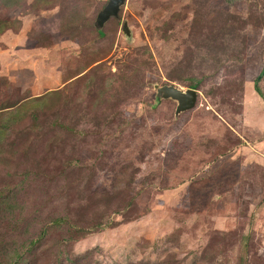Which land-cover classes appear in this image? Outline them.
Returning <instances> with one entry per match:
<instances>
[{"label":"rangeland","instance_id":"obj_1","mask_svg":"<svg viewBox=\"0 0 264 264\" xmlns=\"http://www.w3.org/2000/svg\"><path fill=\"white\" fill-rule=\"evenodd\" d=\"M107 1L0 0V262L264 264V0Z\"/></svg>","mask_w":264,"mask_h":264},{"label":"water","instance_id":"obj_2","mask_svg":"<svg viewBox=\"0 0 264 264\" xmlns=\"http://www.w3.org/2000/svg\"><path fill=\"white\" fill-rule=\"evenodd\" d=\"M127 0H108L104 8L98 13L95 27L100 32L105 23L111 18L119 19V12L125 6ZM233 1V0H231ZM122 31L130 37V31L125 21L122 26ZM155 101L170 99L176 103L175 116L185 111L194 108L198 93L195 89H182L175 85H155Z\"/></svg>","mask_w":264,"mask_h":264},{"label":"crops","instance_id":"obj_3","mask_svg":"<svg viewBox=\"0 0 264 264\" xmlns=\"http://www.w3.org/2000/svg\"><path fill=\"white\" fill-rule=\"evenodd\" d=\"M34 52L35 53L37 52L38 56L41 57L42 59H41V61H40V59H36L34 61L35 64L32 63L33 66L36 65L37 67H39L40 70L45 69V70H55L56 72L58 71V69H57L58 63L54 60V58L51 57L52 53H50L49 56H45L46 54H45V52H43V49H35ZM53 54H55V52H53ZM27 56H29V55H28V52H26V51H23L22 54H18V55L13 56V60H17L18 65L16 67H12V69L8 71L9 75H12L11 72H15V74H17V73H20L21 71H23L25 69H29V70L32 69L31 67L26 66L27 64H25L26 60L24 58L25 57L27 58ZM22 59L25 60L24 61L25 66L21 65ZM26 62H28V60ZM0 66L2 67L3 70H5L4 69L5 66H2L1 64H0Z\"/></svg>","mask_w":264,"mask_h":264},{"label":"trees","instance_id":"obj_4","mask_svg":"<svg viewBox=\"0 0 264 264\" xmlns=\"http://www.w3.org/2000/svg\"><path fill=\"white\" fill-rule=\"evenodd\" d=\"M263 74H264V67L261 70V72L259 73V75L254 80V89L260 95H261V92L259 91L258 83H259L260 79L262 78ZM189 87L191 89H195L196 85L195 84H190ZM19 258H20V255L18 253H15V254H12V255L10 254L2 262H0V264H15Z\"/></svg>","mask_w":264,"mask_h":264}]
</instances>
